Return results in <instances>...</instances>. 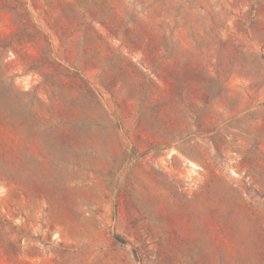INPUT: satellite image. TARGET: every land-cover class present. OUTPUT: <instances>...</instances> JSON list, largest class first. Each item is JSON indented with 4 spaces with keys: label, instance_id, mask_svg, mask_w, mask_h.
<instances>
[{
    "label": "rangeland",
    "instance_id": "374dc122",
    "mask_svg": "<svg viewBox=\"0 0 264 264\" xmlns=\"http://www.w3.org/2000/svg\"><path fill=\"white\" fill-rule=\"evenodd\" d=\"M0 264H264V0H0Z\"/></svg>",
    "mask_w": 264,
    "mask_h": 264
}]
</instances>
